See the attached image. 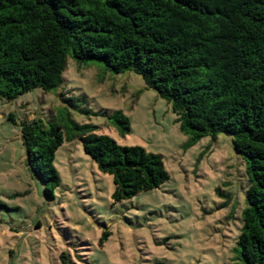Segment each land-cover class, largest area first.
I'll return each instance as SVG.
<instances>
[{"label": "trees", "instance_id": "trees-1", "mask_svg": "<svg viewBox=\"0 0 264 264\" xmlns=\"http://www.w3.org/2000/svg\"><path fill=\"white\" fill-rule=\"evenodd\" d=\"M70 57L78 67L139 75L171 106L188 147L233 138L249 183L235 260L264 264V0H0L2 99L55 91ZM58 115L21 124L28 165L47 198L62 185L57 152L75 139L113 177L115 204L169 180L161 155L97 134L66 107ZM103 116L131 132L122 112ZM60 262L74 264L69 253Z\"/></svg>", "mask_w": 264, "mask_h": 264}, {"label": "rangeland", "instance_id": "rangeland-1", "mask_svg": "<svg viewBox=\"0 0 264 264\" xmlns=\"http://www.w3.org/2000/svg\"><path fill=\"white\" fill-rule=\"evenodd\" d=\"M64 107L77 123L97 127L121 146L161 155L169 180L115 204L113 177L75 139L57 152L62 185L47 198L28 165L21 124L58 120ZM105 112H122L131 132L121 134ZM188 141L171 106L139 75L78 67L71 57L55 91L0 97V264H61L62 253L74 264H238L246 163L230 136L192 147Z\"/></svg>", "mask_w": 264, "mask_h": 264}]
</instances>
